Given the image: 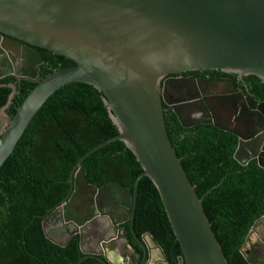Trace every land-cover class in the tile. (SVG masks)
Listing matches in <instances>:
<instances>
[{"label":"water","instance_id":"obj_1","mask_svg":"<svg viewBox=\"0 0 264 264\" xmlns=\"http://www.w3.org/2000/svg\"><path fill=\"white\" fill-rule=\"evenodd\" d=\"M40 50L75 65L39 80ZM204 71L264 82V0H0V80L12 76L37 83L14 118L6 113L8 106L0 112V168L47 101L70 84L102 93L118 131L77 163L70 199L42 222L50 242L65 248L78 236L81 264H170L151 234L139 238L134 230L139 183L149 178L181 246L179 264H229L204 199L169 137L164 106L184 128L213 125L235 135L239 164L257 161L264 169V102L229 78H171ZM114 141L123 142L143 169L134 190L99 189L82 167ZM120 197L132 199V207L128 218L117 222L111 208ZM127 222L137 244L127 228L118 233L117 226ZM263 233L264 216L241 249L247 264H264L260 254L257 259L248 254Z\"/></svg>","mask_w":264,"mask_h":264},{"label":"trees","instance_id":"obj_2","mask_svg":"<svg viewBox=\"0 0 264 264\" xmlns=\"http://www.w3.org/2000/svg\"><path fill=\"white\" fill-rule=\"evenodd\" d=\"M40 51L46 60L57 59L53 70L75 65ZM53 70L41 72L39 80ZM218 73L237 83L235 76ZM245 80L254 99L264 101V82L254 76ZM13 83L16 90L11 87ZM36 86V82L27 80L17 83L12 76L1 79L0 112L8 106L7 114L14 118ZM164 107L169 137L190 181L204 199L206 214L229 264H247L241 249L254 224L264 216V169L257 161L247 166L239 164L234 157L239 143L235 135L213 125L184 128L172 110ZM117 135L102 93L90 85H67L47 101L0 168V264H81L84 255L79 237L65 248L59 247L47 239L42 222L70 199L71 175L79 160ZM82 167L92 185L116 191L120 185L134 190L143 173L134 154L121 141L94 152ZM134 230L139 238L151 234L169 263H180L181 246L149 178L139 183Z\"/></svg>","mask_w":264,"mask_h":264},{"label":"flooded vegetation","instance_id":"obj_3","mask_svg":"<svg viewBox=\"0 0 264 264\" xmlns=\"http://www.w3.org/2000/svg\"><path fill=\"white\" fill-rule=\"evenodd\" d=\"M54 56H56V55H54ZM50 59L52 60V62L50 60L44 59V57H43V64L40 65V67H38L39 78H40V73L41 72L46 71V70L47 71L53 70V68H54L53 64H55V61H57V59L53 58V57H50ZM196 73H198V74H196ZM186 74H191V73H186ZM186 74L179 75V76H171V78H190V77H194V78L199 79V80H213V79H220V78H229V77H223L218 72H213V71L194 72L192 75H186ZM229 76H233V75H229ZM235 77H236L237 83H235V82L234 83L239 87L240 91L244 92L242 87H240V85L243 86L246 90L249 89L248 88V83L245 80V78H248V77H245L244 79H241V78H239L237 76H235ZM15 80H16L17 83H19L21 80H27V79H17V78H15ZM27 81H31V80H27ZM32 82H34V81H32ZM11 87H13L14 90H16V88L14 86V83L11 85ZM246 92H248V91H246ZM255 100L258 101L259 103H263L264 102V101L257 100V99H255ZM6 113H7V111H6ZM117 203H118V206L116 207L115 210L113 209V207L111 208V213L113 214V216H114V218H115V220L117 222H118V220H126L128 218L127 212L132 207V199L126 197V200H124V198L120 197L119 199H117ZM107 227H109V230L111 232H115L114 231L113 221H111V222L107 221ZM123 228H127L128 232H129V236H130V229H131V235H132V228H131L129 222L124 223L123 225L117 226V229L119 230L118 233ZM51 234L53 236L54 235L58 236L59 235V230H53L51 232ZM75 237H78V236H75ZM130 239H131V241L134 244H137L136 241L134 240V238H132L131 236H130ZM251 245L254 246V247H253V250H249V248H248V254L250 253L251 255H254L255 259L258 258L257 254H260L261 257L259 259H263L264 260V233L262 234V237H260V238L258 237V239L253 241ZM252 246H250V248ZM255 246H257V247L255 248ZM256 251L259 252V253H256ZM97 264H102V263L97 261Z\"/></svg>","mask_w":264,"mask_h":264}]
</instances>
